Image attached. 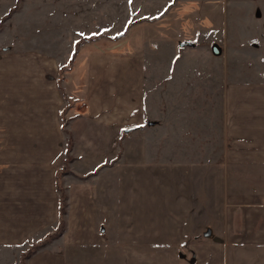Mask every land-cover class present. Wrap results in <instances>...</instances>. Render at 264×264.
<instances>
[{
    "label": "crops",
    "instance_id": "0c3cea01",
    "mask_svg": "<svg viewBox=\"0 0 264 264\" xmlns=\"http://www.w3.org/2000/svg\"><path fill=\"white\" fill-rule=\"evenodd\" d=\"M128 6L127 21L131 23L124 28L126 39L129 37L126 53L128 56L139 53V70L133 71V61L123 70L127 80L123 91L125 115H121L115 104L101 110L115 112L116 118L123 119H113L111 123L129 128L128 131L124 128L125 145L133 135L159 146L164 142L204 143L205 158L193 151L189 153L190 167L179 161L172 165L179 172L195 174L188 182V188L197 193L193 207L208 205L209 208L205 233L214 236L205 241L194 240L197 255H202L197 263L224 264V259L231 256L236 264H264V80L232 79L225 83L223 141L217 149L213 145L218 142L217 129L210 124L194 122L191 130L165 117V112L172 109L170 93L179 92L177 89L185 92L195 85L202 89L197 92L208 94L210 90L206 80L198 82L197 77L202 73L207 79L211 70L207 64L212 61L214 43L211 38L200 40V33L207 26L204 19L211 14V4L209 1L207 6L197 4L196 0H128ZM202 11L204 17L198 16L201 25L196 22V15ZM176 12L180 14L178 19L174 16ZM206 29L209 31V26ZM182 41L188 42L181 44ZM218 44L222 51L214 55L223 53V42ZM14 58L0 57V264L8 257H12L11 264H18L30 239L42 238L57 226L60 218L57 174L64 159L59 146L62 131L68 130L67 126L64 130L61 122V114L68 108L58 110L59 96L52 81L47 80L36 91L21 87L18 66H9ZM193 62L196 68L188 70V64ZM205 103L206 100L202 104ZM137 110L142 114H136ZM77 116L65 114L68 122ZM79 123L80 118L73 123L75 130ZM96 138L97 135L95 138L87 135V139ZM153 154L159 158L157 150ZM151 163L150 169L153 165L155 170L163 167V161ZM78 164L85 169H80ZM105 165V158L74 154L71 170L62 175L68 194L66 229L34 252L26 264H67L66 254L54 248L57 242L107 243V232L99 229L101 221L109 215L103 203L109 185L104 177L109 166ZM201 167L205 174L211 173V178L207 175L203 184L197 186L196 172ZM80 174L92 176L76 179ZM157 178L163 183L161 173Z\"/></svg>",
    "mask_w": 264,
    "mask_h": 264
},
{
    "label": "rangeland",
    "instance_id": "374dc122",
    "mask_svg": "<svg viewBox=\"0 0 264 264\" xmlns=\"http://www.w3.org/2000/svg\"><path fill=\"white\" fill-rule=\"evenodd\" d=\"M208 1L211 14L204 20L209 31L203 28L200 40L222 41L223 55L213 52L212 61L207 64L211 69L207 79L202 73L197 77L198 82L206 80L208 94L197 92L202 90L197 85L185 92L177 89L179 92L169 94L172 109L165 112V117L191 130L194 122L210 124L217 129L218 142L213 145L218 149L223 141L225 83L232 79L264 80V0H196V3L207 6ZM201 14L204 17L203 11L198 13L196 22L202 25L198 18ZM128 16V0H0V57H16L9 66H18L21 87L36 91L51 80L59 96L58 110L68 108L60 120L63 124L66 119L68 130L67 133L61 130L59 147L64 159L57 182L64 184L62 173L71 140V155L92 154L98 159L105 158V166H109L104 175L109 185L103 200L109 215L99 225V229L107 232L108 241L102 245L57 242L54 248L66 254L67 264H198L197 258L202 259V255H197L194 240L205 241L214 236L205 233L209 208L207 202L206 207H193L197 193L188 188V182L195 174L179 172L172 165L179 161L190 167L189 153L193 151L205 158V144L182 141L159 146L133 135L130 145H125V127L111 123L113 119H123L116 118L115 112L101 110L115 104L125 115L123 91L127 80L123 70L129 61H133V71L139 70V53L131 56L126 53L129 37L126 39L124 28L131 22L127 21ZM174 16L180 18L178 13ZM93 34L97 36L89 37ZM202 65L205 69V64ZM195 68L194 62L187 66L188 70ZM66 113L78 114L76 119L80 118V123L76 130L73 124L76 119L68 122ZM135 113L142 114L141 110ZM58 115L60 119V112ZM87 135L97 138L87 139ZM156 150L159 158L153 154ZM155 160L163 161V167L155 170L153 165L150 169L148 164L151 161L154 164ZM68 165L71 169V161ZM160 173L163 183L157 178ZM207 175L202 167L196 172L197 186L203 184ZM91 176L80 174L76 179ZM44 239L45 236L30 239L27 249ZM11 262L12 257H8L3 263ZM18 264H22L21 257ZM224 264L236 263L230 256L224 259Z\"/></svg>",
    "mask_w": 264,
    "mask_h": 264
},
{
    "label": "trees",
    "instance_id": "16d2710c",
    "mask_svg": "<svg viewBox=\"0 0 264 264\" xmlns=\"http://www.w3.org/2000/svg\"><path fill=\"white\" fill-rule=\"evenodd\" d=\"M131 22H129L130 24ZM97 34H93L89 37H96ZM65 117H63L64 119ZM66 125V119H64L63 121V127L65 128ZM72 140L71 143L69 145V148L67 149L68 152V156H67V160H66V168L64 169L63 173L69 172L71 169L69 168L68 163L70 161H72L74 159V156L71 155L70 150L72 149ZM57 186L58 189L60 190V218L58 221V225L56 226V228L53 231H48L45 234V239L41 242L32 244V246H30L29 249H27L25 252L22 253L21 255V263L22 264H26L27 259L34 253L36 252L39 248L45 246L48 242H50L51 240H53L54 238L59 237L60 235H62V233L65 231L66 226H67V220L65 218V214L67 212V205H68V194L67 191L65 190V187L62 185V182L60 180H58L57 182Z\"/></svg>",
    "mask_w": 264,
    "mask_h": 264
},
{
    "label": "water",
    "instance_id": "95a60500",
    "mask_svg": "<svg viewBox=\"0 0 264 264\" xmlns=\"http://www.w3.org/2000/svg\"><path fill=\"white\" fill-rule=\"evenodd\" d=\"M187 42H188V41H182L181 44H186ZM212 50H213V52L216 53V54H220L221 51H222V49H221V47H220V45H219L218 43H214V44L212 45ZM125 130L128 131L129 128H125Z\"/></svg>",
    "mask_w": 264,
    "mask_h": 264
},
{
    "label": "snow or ice",
    "instance_id": "6c2138e0",
    "mask_svg": "<svg viewBox=\"0 0 264 264\" xmlns=\"http://www.w3.org/2000/svg\"><path fill=\"white\" fill-rule=\"evenodd\" d=\"M119 35H123V33H120Z\"/></svg>",
    "mask_w": 264,
    "mask_h": 264
}]
</instances>
